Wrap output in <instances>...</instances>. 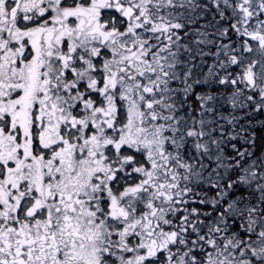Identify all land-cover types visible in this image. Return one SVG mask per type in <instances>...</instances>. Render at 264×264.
Returning <instances> with one entry per match:
<instances>
[{
	"label": "snow or ice",
	"instance_id": "1",
	"mask_svg": "<svg viewBox=\"0 0 264 264\" xmlns=\"http://www.w3.org/2000/svg\"><path fill=\"white\" fill-rule=\"evenodd\" d=\"M0 264H264V0H0Z\"/></svg>",
	"mask_w": 264,
	"mask_h": 264
}]
</instances>
